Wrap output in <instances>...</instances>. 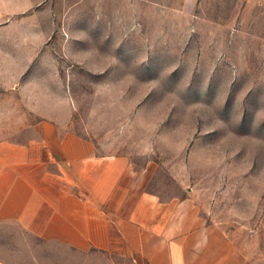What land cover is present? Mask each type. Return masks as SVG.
<instances>
[{
	"label": "rangeland",
	"instance_id": "374dc122",
	"mask_svg": "<svg viewBox=\"0 0 264 264\" xmlns=\"http://www.w3.org/2000/svg\"><path fill=\"white\" fill-rule=\"evenodd\" d=\"M179 2L0 0L15 64L0 68V140H28L73 107L74 133L146 168L160 199H192L264 264V0H199L197 22L167 9ZM0 261L133 264L9 224Z\"/></svg>",
	"mask_w": 264,
	"mask_h": 264
},
{
	"label": "crops",
	"instance_id": "0c3cea01",
	"mask_svg": "<svg viewBox=\"0 0 264 264\" xmlns=\"http://www.w3.org/2000/svg\"><path fill=\"white\" fill-rule=\"evenodd\" d=\"M198 3L167 9L197 22ZM1 46L0 68L15 66ZM73 112L41 122L28 140H0V225L80 253L121 249L133 264H253L226 225L192 199H160L145 189L146 168L99 153L74 133Z\"/></svg>",
	"mask_w": 264,
	"mask_h": 264
}]
</instances>
